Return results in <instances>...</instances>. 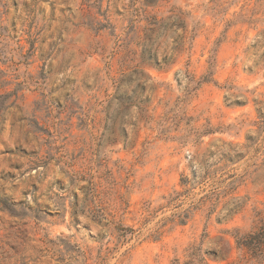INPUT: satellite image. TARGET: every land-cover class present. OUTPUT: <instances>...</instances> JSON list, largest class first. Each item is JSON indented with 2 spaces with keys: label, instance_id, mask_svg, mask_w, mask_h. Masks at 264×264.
Segmentation results:
<instances>
[{
  "label": "rangeland",
  "instance_id": "obj_1",
  "mask_svg": "<svg viewBox=\"0 0 264 264\" xmlns=\"http://www.w3.org/2000/svg\"><path fill=\"white\" fill-rule=\"evenodd\" d=\"M260 212L264 0H0V264H231Z\"/></svg>",
  "mask_w": 264,
  "mask_h": 264
},
{
  "label": "trees",
  "instance_id": "obj_2",
  "mask_svg": "<svg viewBox=\"0 0 264 264\" xmlns=\"http://www.w3.org/2000/svg\"><path fill=\"white\" fill-rule=\"evenodd\" d=\"M3 203L6 204L7 200H3ZM257 217L258 220L248 232H243L241 229L227 231L229 239L226 240V245L229 248L226 254L222 249H214L206 252L207 256L228 261L235 251L239 254L238 260L231 264H264V213H258ZM190 258L191 261L188 264H204L205 262V256L195 252L191 253Z\"/></svg>",
  "mask_w": 264,
  "mask_h": 264
},
{
  "label": "water",
  "instance_id": "obj_3",
  "mask_svg": "<svg viewBox=\"0 0 264 264\" xmlns=\"http://www.w3.org/2000/svg\"><path fill=\"white\" fill-rule=\"evenodd\" d=\"M167 25H164V27H166Z\"/></svg>",
  "mask_w": 264,
  "mask_h": 264
}]
</instances>
